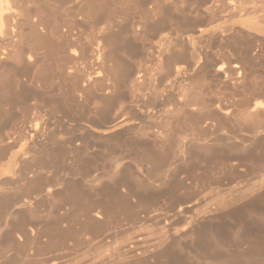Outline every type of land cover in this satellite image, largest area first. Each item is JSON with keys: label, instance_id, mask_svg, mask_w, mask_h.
I'll use <instances>...</instances> for the list:
<instances>
[{"label": "bare ground", "instance_id": "1", "mask_svg": "<svg viewBox=\"0 0 264 264\" xmlns=\"http://www.w3.org/2000/svg\"><path fill=\"white\" fill-rule=\"evenodd\" d=\"M167 1L170 2L169 6L177 2H162ZM36 2L0 0V69H6L9 75V79H4L5 86L0 88V114L9 105L8 108L12 110L11 105L19 99L33 97L30 100L34 103V99L39 96L37 88L44 85L51 89L57 75L67 78L70 81L69 87L78 93L84 94L91 85L96 84V91L99 93H112L111 98L104 97L106 100L115 99L113 87L107 86V79L110 78L115 83L114 86L119 88L122 82L128 81L131 72L128 71L130 67L127 70L122 63L123 57L118 58V52L120 54L123 47L120 49L117 46L120 33H111L115 27L114 18L111 17L112 8L108 10V5L98 4L96 0L62 1L69 4L67 9L63 8L66 11H62L65 13L63 24L59 25L52 20L54 23L50 26L49 22L45 21L48 16L43 19L42 13H39L40 16L33 11L35 9L32 10L33 3ZM116 2L117 8L119 1ZM162 2H158L152 9L150 7V10H140L141 18L151 21L153 28L159 22L154 17H157L156 13L160 11ZM241 2L236 4L233 0L229 1L225 6L227 11L224 15L220 14H227L229 20L239 13L248 17L252 15L246 27L238 31L234 30L235 27L232 29L222 26L217 28V32L211 31L207 34L218 43L220 58H216L215 64L218 66L215 74L220 76V90L224 91V95L219 96L222 101L218 100L214 112L209 114L217 123L213 138L208 140L199 137H204L205 133L214 128L203 119L204 108L210 110L209 104L205 105L204 101L192 95L180 94L179 90V93L175 92L183 74L180 77L178 75L185 67L181 63L173 66V60L181 59L185 55L192 60L196 58L193 50L183 51L186 47L182 40L180 49L177 46L179 52L174 50L177 49L173 48L174 46L169 48L170 45H162L157 50L166 67V73L163 75H166L167 80L164 84L154 87L147 94L143 93L144 73L139 70L134 72L130 83L128 82L132 89L140 93L134 101V106L127 107L128 111L124 115L128 117L121 119L123 122L132 119L141 122L135 132V150L139 151L135 165L114 161L112 169L102 175H94L92 169H88L91 161L83 159L75 162L76 168L72 169L71 173L61 176L59 169L50 173L49 169L45 168L57 167L58 155L55 153L52 139L48 138V133L44 132L48 135L45 141H37L41 139L36 126L38 122L31 125L30 122L23 123L20 126L14 124L11 135L2 132L3 127H0V160L7 159L6 163H0V173H10V176L15 175V178L8 176V179H17V185L12 181L14 183H11L10 188H6L4 184L7 191L0 186V264H241L240 260L249 264H264V84L252 81L253 76L257 77L259 73L254 75L256 63H253L261 59L264 52V0L251 6L247 5L248 1ZM65 3L63 4L66 5ZM220 14L218 16L222 17ZM151 17L155 21L149 20ZM54 18L56 20V17ZM163 20L165 18L161 16L160 21ZM83 26L89 28L90 40L83 38L85 35L80 31ZM134 28L138 27H133L132 30ZM131 34L130 37L135 35L134 32ZM241 35L248 38L249 44L243 42L242 45L240 40L237 42L238 38L244 37ZM190 41L191 39H188L189 44ZM181 61L183 62L182 59ZM94 66L98 69L94 77L84 75V71ZM12 86L15 89L11 88ZM259 98L263 100L260 101ZM34 106L36 105L33 104L32 107ZM211 107L213 109L214 105ZM37 112L33 116L36 117ZM107 112L109 108L104 109L103 114ZM80 113L79 111L78 114ZM140 113L146 114L147 121L139 117ZM83 115L85 116V113ZM217 116L220 118L217 119ZM181 119L190 122L192 130L199 131L198 138H190L193 140L185 144L180 141V137L173 140L175 136L172 137V133L176 131H172L176 125L172 124H177ZM231 122L236 126L235 130L238 128L237 132L231 130L233 125L229 127L230 130L225 128V125ZM83 138L79 136L74 140L65 141L67 143L64 147L69 150L73 145V154L85 153L89 146ZM17 145L18 152L7 157V151ZM214 147L221 149L219 151V148H216L217 151ZM221 150L229 154L223 155ZM194 152L202 153L203 157L217 162L221 168L204 172L199 169L203 173L198 178L195 173L197 180L193 179V172L196 171H193L191 163L188 165L186 158L194 156ZM17 165L21 167V170L17 168L19 172L15 171ZM246 165L251 169H240ZM246 172L254 175L253 182L246 180L249 174ZM242 179L247 181L246 184H232ZM208 188L212 189L211 195H207V201L208 197L206 198L204 193L206 190L208 192ZM196 197L200 199L198 202ZM163 201L167 202L168 209L166 213L159 215L154 210L159 203H162L160 205L163 207ZM40 203L46 204L48 209H44V212H47L43 217L37 216V213H40ZM121 214L124 221L130 223L132 232H129L130 229H122ZM146 223H150L145 227L147 233L136 234L133 231L134 227L144 226ZM86 235H90L94 242L90 243L92 240L89 242ZM70 242H74L75 247L85 249L63 262L70 254ZM232 249H237L238 254H234ZM177 250L185 253V261L180 259Z\"/></svg>", "mask_w": 264, "mask_h": 264}, {"label": "rangeland", "instance_id": "2", "mask_svg": "<svg viewBox=\"0 0 264 264\" xmlns=\"http://www.w3.org/2000/svg\"><path fill=\"white\" fill-rule=\"evenodd\" d=\"M62 1H68V0H34V2H36L35 3L36 5L33 3L32 10L35 9L33 11L37 15L39 13H42V17L44 16L43 19L48 16L47 18H45L46 19L45 21L49 22L50 26L52 25V23H54V21L57 24H59V23L61 24L62 20L65 18V15H64L65 13H63V12H65L66 10H64V9H67L66 7L69 6V4L67 2L65 3ZM96 1L98 4L102 3L105 5H108L109 6V7L107 6L108 10H110L112 8L111 17L114 18L113 21H114V25H115V27H113L112 29L114 30L115 33L111 32V31L110 32L112 34H116V35L120 33L119 34L120 40L118 39L119 43L117 46L120 47V49L123 47L122 49L124 51V52L123 51L121 52L123 54H121V53L119 54V52H118V58L121 59L123 57L121 59V61H123L122 63L125 65L126 69L130 67L131 70L130 69L129 70L127 69V70L131 72V73H129L131 75V77L133 76L134 72H136L137 70L142 71L144 73V78L142 81V83H144V86L142 87L143 93H146V94L149 93L151 91V89L159 86L160 84H164L167 80L165 77L166 75H163L166 73L165 63L162 62L163 60L162 61L160 60L162 58L160 57V54L157 51V50H159V48L162 45H163L162 47H168L170 45L169 48L170 47L172 48L173 46H174L173 48H177V46L179 48L180 42L182 40L183 41L182 44L185 45V47H186V49L183 51L186 52V50L187 51L193 50V52L196 53V58L193 60L189 59V57L187 55H185L183 58H181L183 60V62L179 58L173 60V63H172L173 66L180 65V63H181V65L186 64V66L183 65V67H185L184 68L185 70L183 69L178 75L180 77L183 74L180 77V78H182V80H180V82L183 81V83L181 82L182 83L181 86H180V82L177 83L178 85H176V87H175V89H176L175 92L179 93L178 92V90H179L180 94H183L185 96L192 95V96L198 98L199 100H202V102L204 101L205 105L209 104L210 110H208V108L207 109L204 108L203 113L205 114L204 115L205 117L203 119H206V121L209 122L214 128H212V130H209V132H207V134L205 133L204 137H201L198 134L199 131H197L195 129L192 130L190 122H188L185 119H181L179 122H177L178 125L175 123L172 124V125H176V127L175 126L173 127V129L175 128V130H173L172 132H174V131H176V132L172 133L173 134L172 137L175 136L173 138L174 141H175V139H178L180 137L179 139L181 142L183 141V144H185V142L187 143V142H190V140H193L194 139L193 137L198 138L197 136H199L202 139L204 138V139H208V140L213 138V136H214L213 132L215 134V131H217L216 130V127H217L216 124L217 123H216V120L212 116H210L209 114L214 112V108L216 105L215 103H217L218 100L222 101V99L220 97H222L224 95V93H223L224 91L220 90L221 86H219L220 83L218 82L220 76L218 77L215 74V70L217 69V66H218V64H215V62L218 58H220V53L218 50V43H216L217 41L215 42V39L209 38V35L207 36V34H210L211 31L217 32L218 29L222 28V26H224V28H225V26H227V27H230L232 29L235 27L234 30L239 31L240 28L246 27V25L249 23V19L251 18L252 15H250L248 17V16H243L242 13H239L236 15V17L234 16L233 19L231 18L230 19L231 21L229 20V17H227V14H225V16H223L225 11H227V9L225 7L226 4L232 0H223V1L222 0H177L175 5L170 4V6L168 5L170 2L168 3V1H167V3H164L165 1L162 2L163 0H157V1L156 0H110V1L109 0H96ZM106 1H108L107 4H106ZM116 1H119L117 8L115 7L117 4ZM233 1L236 2V4L242 3L241 1H243V2L248 1L249 4H247V5L251 6V4H254L255 2H256V4H259V1H261V0H254V1L253 0L252 1L251 0H239V1L233 0ZM109 2H110V4H108ZM152 2H154V3H152ZM155 2H157V3H155ZM158 2L159 3L162 2L163 5L162 4L161 5L163 8L161 7L160 11H158V13H156L157 17L156 18L154 17V19H156L157 22L158 21L160 22V25H159V22L157 25H154V28H155V31H154L153 25H151L152 22L151 21L150 22L145 21V20H143V18H141L142 14H141L140 10H146L144 8H147V10H148L150 7L152 9V7L156 4H158ZM63 3H65L66 5H64ZM111 3H112V5H111ZM223 3H224V5H223ZM67 4H68V6H67ZM217 4H219V5H217ZM37 5H38V7H37ZM118 6H119V8H118ZM60 7H62V8H60ZM120 7H121V9H120ZM142 7H143V9H142ZM59 8L60 9L64 8V9L60 10ZM217 10L219 11V14L223 13V15L220 14V15H222V17L218 16L219 14H218ZM220 10H222L224 12H222ZM58 11H59V14H58ZM60 11H61V13H60ZM51 12H53V13H51ZM55 12H56V14H55ZM138 12H140V13L138 14ZM164 12L167 14V16ZM163 13H164V15H163ZM48 14L49 15L51 14V15L49 16ZM54 14H55L54 17H56V20L53 17ZM39 15L41 16V14H39ZM59 16H61V17H59ZM158 16H160V17H158ZM161 16H162V18H165V20H163V21L168 20L167 23L160 21ZM57 17L59 19H57ZM219 17H221V19ZM49 18H51L50 21H49ZM225 19H227V20H225ZM243 19H244V21H243ZM245 19H246V21H245ZM52 20H54V21H52ZM149 20L155 21V20H153V17H151ZM139 21L141 22V24L142 23L143 24L141 25ZM131 22H133V24ZM220 22H222V23H220ZM144 23H146L148 25L147 26L148 28L146 27V24H144ZM242 23H244V24H242ZM128 24L130 25V27ZM229 24H231V25H229ZM243 25H245V26H243ZM84 27L85 26L81 27V30H80V31H82V33H84L83 35H85V36H83V38L86 37L87 40H90L91 33H88L90 30H89V28H87V26H86V28H84ZM116 27H118V28H116ZM133 27H138V28H134V30H132ZM156 27H158V28H156ZM119 28L120 29L122 28V30H120ZM145 28H147V29H145ZM237 28H239V29H237ZM137 29H138V31H137ZM86 31H87V33H86ZM152 31H154V32H152ZM132 32H134L135 35L130 37V34ZM127 34H128V36H127ZM241 36H244V35H241ZM162 38H164V40ZM246 38H245V36L242 39L238 38L237 42L240 40L239 43H241L242 45H244V43L249 44V42H247L248 38L247 39ZM188 39H191L190 44L188 43ZM84 40H83V42L86 43ZM121 40H122V43H120ZM127 40H129V41L127 42ZM209 40H211L212 42H210ZM168 41H169V43H168ZM155 42H157V43H155ZM213 43H214V45H213ZM230 43H228V45ZM156 44H158V46ZM153 45L155 47H153ZM175 45H176V47H175ZM111 47H113V46H111ZM178 48L174 49V50L176 52H179ZM125 49H126V51H125ZM150 49H152L151 50L152 52L150 51ZM263 50H264V48H263ZM128 52L131 53V55ZM154 52H155V54H154ZM148 53H150L151 55L149 56ZM261 56H263V57L262 58L259 57V58L264 59V52L262 53ZM125 57H127V58H125ZM261 59H257V61L255 60L253 63V65L256 63L254 65V67H256L254 75L256 74V72H259V73H257L258 78L256 77V75L253 76L252 81L254 83H257V84H259V83L262 84V82L264 84V79H263V77H264V62L263 61L264 60L262 61ZM162 65H164V66H162ZM92 68L93 69L95 68V69L93 70ZM92 68H89L86 71H84L83 72L84 75H86L87 77H88V75L91 77L92 76L94 77L96 74L95 72H97L98 69L96 66H94ZM158 68H160V69H158ZM186 68H187V70H186ZM2 69H0V79L3 77L0 80V82H1L0 88L1 87L3 88V86H5L4 85L5 80L9 79V75L7 74L8 73L7 70L4 68H2ZM93 71H94V73H93ZM4 74H6L8 77L7 76L5 77ZM259 74H260V76H259ZM85 77H84V79H85ZM131 77L128 79V81H124L125 83L122 82L123 85L121 84L122 87L120 86L119 88L116 85L114 86L115 83L110 78H109L110 80L107 79V82H106L107 86L113 87L112 88L113 93H115V97H116L115 99L108 101L104 97L107 96V98H111L112 93H109V94H105V92L99 93V91H96V86H97L96 84H93L89 87V90H87L88 93L86 92L84 94H81V93H78L77 91H74L71 86L69 87L70 81L67 80V78H65V77L63 78L62 76L57 75V77H55L56 79L54 78L55 82H53V85L51 86L52 90L50 89V87L48 88L47 86H45L46 87L45 88L44 85L37 88V92H38L39 96H38V98L34 99V103L32 102L33 100L32 101L30 100V99H33V97L26 99V100L19 99L17 103L11 105L12 110L8 108V107H10V105L5 108V111L2 112L3 114L2 113L0 114V118H1L0 119V127H3L2 132L6 133L8 135H11L13 133L12 129L14 128V126L16 124H17L16 126H20V124H23V123L29 124V122H30V125H31L33 123L38 122L36 124V126L40 131L41 135L39 138H41V139H37V141H45V138L48 136L46 133H48L49 134L48 138L52 139L51 141L54 143L55 153H57L56 155H58L57 160H58L59 164L57 165V167L56 166L55 167H46L45 169L48 168L49 172L51 171L52 173H53L54 169H59V171H60L59 174L61 176L64 175L65 173L66 174L71 173L72 169L76 168L75 162L76 161H83V159H87V160L91 161V165L88 169H92V172L94 175H102V174L106 173L108 170L112 169L114 166V161L133 165L135 163V159H137L136 154L137 155L139 154V151H137L138 149L135 150V144L134 143L137 141L135 132L137 130V127H139L141 125V122H139V120H134V119H132L131 121H128L129 123L127 121H125V122L121 121V119L124 118V116H125L124 114L128 111L127 107L128 106L129 107L134 106V103H135L134 101L136 100L137 95L140 94L139 92H137L136 90L132 89L129 86L130 85L129 80H131ZM188 77H190V78H188ZM259 77H261V78L259 79ZM217 78H218V80H217ZM185 79H186V81H185ZM258 79H259V81L257 82ZM261 79H262V81L260 82ZM108 83H110V85ZM11 88L15 89L14 86H12ZM92 89H94V90L91 91ZM71 90H72V92H71ZM221 91H222V93H221ZM66 92H68V93H66ZM75 92H77L78 94L77 93L75 94ZM73 95H75V96H73ZM54 96L56 98H58L59 100L56 99ZM192 96H190V97H192ZM53 97L55 98V100ZM75 97H77V98L73 99ZM101 97L103 99H105V101H103V99ZM62 99H64V100H62ZM69 99L71 100V102ZM261 99L263 100V98H261ZM261 99L259 98L260 101H261ZM74 100H75V102H74ZM114 100L116 102H114ZM45 101H46V104H45ZM50 101H51V103H50ZM63 101H65V102H63ZM110 102H111V104H110ZM40 103H42V105ZM69 103L71 105H68ZM33 104L36 105L37 107L39 106L38 107L39 109L36 108V106H34V108H33L32 107ZM60 104L61 105L63 104L64 106L62 105V107H61ZM213 105H214V107L212 109L211 106H213ZM51 106H53V107L51 108ZM63 107H65V109ZM106 108H109V112H107L106 114L105 113L103 114V111ZM37 109H38V112H37ZM40 109H42V110H40ZM56 109H57V111H56ZM16 110L19 112H16ZM34 110H36V111H34ZM65 110L69 111V112H66ZM70 110H72V111H70ZM12 111L15 113H13ZM79 111L81 112L80 114H78ZM22 112H24V113H22ZM30 112H32V113H30ZM36 112L38 114L35 117ZM207 112H208V114H207ZM20 113H22L24 116ZM46 113L48 114V116ZM62 113H64V114H62ZM65 113L68 115H66ZM72 113H74V114H72ZM84 113H85V116L83 115ZM147 113H149V112L147 111ZM6 114L8 115V117ZM33 114H35V115L33 116ZM40 114H41V116H40ZM10 115H11V117H10ZM13 115H15V116H13ZM44 115H46V116H44ZM140 115H139V117H142L144 121H147L145 118L146 114L140 113ZM216 115L217 114H215V116ZM21 116H23V118H21ZM30 116L32 117V119ZM100 116H101V118H100ZM105 117H106V119H105ZM125 117H128V115H126ZM5 118L9 119V120H6ZM218 118H220V117L217 116V119ZM25 119H26V121L24 122ZM81 119L82 120L87 119V120L82 121ZM69 120H71V121H69ZM101 120H104L105 122L101 121ZM263 120L264 119H262V121ZM99 121H101V123ZM9 123L11 126L8 125ZM43 123H45V124H43ZM187 123H189V124H187ZM91 124H93V126ZM232 125H233V122L226 124L225 128L228 130H230V128H231V130L237 132L238 128H236V130H235L236 126L235 125L232 126ZM48 126H50V127H48ZM230 126H232V127H230ZM42 128L44 129V131ZM177 130H179V131H177ZM41 131H42V133H41ZM210 131H212V132H210ZM44 132H46V133H44ZM84 132H86L87 135ZM81 133H82V135H80ZM51 136H52V138H51ZM79 136H82V138L84 136L85 137L87 136L86 137L87 139L85 137L83 138L84 140L87 141L88 146L90 147V149L88 147L87 151L85 152L86 154L85 153H82V154L81 153H77V154L74 153L73 154V152L71 150L73 145L71 147H69V150L66 147H64V144L67 143L65 141L74 140L75 138H77ZM190 138H193V139H190ZM208 140H206V141H208ZM18 147L19 146L17 145L12 150L7 151V157H9L13 153L18 152V150H19ZM216 148L218 149L219 147H214L215 150H217ZM220 149L221 148H219L218 150L220 151ZM220 153H222L223 155L229 154L228 152L223 151V150H221ZM189 158L187 157L186 161L189 162L188 163L189 166L191 163V167L194 168L193 171H196V172H193L194 177H192L193 179L195 178V180H197L199 175H201L205 170L220 169L221 168L217 162H214V161L212 162V161L208 160V158L206 156L203 157V154L199 153V152H196V153L194 152V156L189 157ZM191 158L192 159L194 158V159L191 160ZM6 161H7V159H3L0 163L4 164V163H6ZM17 168L21 170V167L19 165H17L16 169H15L16 172H19V170ZM188 168L190 169V167H188ZM188 168H186V169H188ZM2 169L4 170V168H2ZM165 169H167V168H165ZM199 169L202 170L203 172L201 173V171ZM240 169H251V168H250V166L246 165L244 168L241 167ZM263 169H264V165H263ZM198 170L200 172H198ZM0 172H1V169H0ZM195 173L198 174L197 178H196ZM246 173L247 174L249 173L246 177V180L247 179L251 180V181L247 180L249 183L253 182L252 180L255 179L254 175L250 172H246ZM193 174H192V176H193ZM10 175H11L10 173L3 174V175H1V173H0V181H2V182H0L2 184V185L0 184V186H2L5 189V191H7L6 188L11 187V183L15 182V185H17V181H16L17 179L15 181L13 180L15 178V175L13 177ZM8 176H10L13 179H11L10 177L8 179ZM16 177H17V175H16ZM243 180H244V182H242ZM12 181H14V182H12ZM242 181L238 180L237 183L235 181L232 184L233 185L236 184L237 186H239V185L242 186L244 183L246 184V182H247V181L245 182V179H242ZM239 182H241V183H239ZM211 189L212 188H210V189L208 188V192H207V190L205 191L206 192V193H204V194H206L205 197L207 195L208 196L211 195V193H210ZM195 199L197 202L200 200L199 197H196ZM208 200H209V197H208L207 201ZM196 201H194V202H196ZM163 202H165L163 204L164 205L163 207L165 209L162 207V205H160L162 203H159L158 204L159 206L156 205L155 210L153 208V210L156 211L157 214L159 213V215L160 214L162 215V213L163 214L166 213L167 209H168L167 208L168 207L167 202L166 201H163ZM39 205L42 207L40 208V206H39L38 211L42 215L40 213L39 214L37 213V216L43 217L46 215V212L48 210L47 205L44 203H40ZM40 209H42V210L40 211ZM44 209H47V210H45V212H44ZM121 219H123L122 220L123 221L122 222V229H130L129 232H132V230H131L132 227H131L130 223H128L127 221H124V217H122V214H121ZM149 224L150 223H146V224H144V226L142 225V226L134 227L133 231H135L136 234H145L148 232V230L147 231L145 230V227H148ZM86 236L85 237L90 242L92 240L90 235H86ZM93 242H94V240H92L90 243H93ZM72 244L70 242V244L68 246L69 250H70L69 251L70 254L64 258L63 262L65 260L66 261L70 260L71 258H73V256L75 254L80 253V252H82V250L85 249V248H82L80 246H79L80 247L79 248L77 245H76L77 247H75L74 242H72ZM236 251H237V249L235 251L233 250L234 254H238V251L237 252ZM176 253L180 257V259H182L184 261L186 260V259H184V258H186V255L183 251L181 252V251L177 250ZM222 253H224V252L222 251ZM240 261H241L240 262L241 264H247V263L249 264V262H247L246 260H245L246 263L243 260H240Z\"/></svg>", "mask_w": 264, "mask_h": 264}]
</instances>
